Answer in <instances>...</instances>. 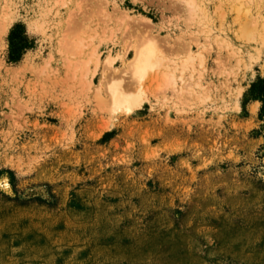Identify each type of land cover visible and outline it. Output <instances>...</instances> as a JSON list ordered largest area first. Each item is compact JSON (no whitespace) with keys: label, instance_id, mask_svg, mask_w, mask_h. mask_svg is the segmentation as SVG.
I'll list each match as a JSON object with an SVG mask.
<instances>
[{"label":"rangeland","instance_id":"obj_1","mask_svg":"<svg viewBox=\"0 0 264 264\" xmlns=\"http://www.w3.org/2000/svg\"><path fill=\"white\" fill-rule=\"evenodd\" d=\"M0 264H264V0H0Z\"/></svg>","mask_w":264,"mask_h":264},{"label":"bare ground","instance_id":"obj_2","mask_svg":"<svg viewBox=\"0 0 264 264\" xmlns=\"http://www.w3.org/2000/svg\"><path fill=\"white\" fill-rule=\"evenodd\" d=\"M190 5L193 6L194 4L190 3ZM155 43L157 42L146 40L142 45H139L137 50H135V59L131 63L132 65L130 67L132 68V75L138 81L137 83H139L138 86H142L152 72L163 66L158 48L156 47L157 45ZM118 80L119 79H117V81L116 79H113V84H110L109 88H107L112 107L115 112L124 111V113L126 112V114L133 113L142 105V100L146 91L141 87L137 91V94H131L125 91V87H122L123 83H118ZM167 83L176 85L177 82L174 78V75L173 77L172 75L171 77L170 75H167ZM129 90L130 92L132 91L131 88H129ZM133 93H136V90Z\"/></svg>","mask_w":264,"mask_h":264},{"label":"trees","instance_id":"obj_3","mask_svg":"<svg viewBox=\"0 0 264 264\" xmlns=\"http://www.w3.org/2000/svg\"><path fill=\"white\" fill-rule=\"evenodd\" d=\"M12 37V49H11V54H10V61L18 62L20 61L22 57V53L24 50V42L22 40H16V36L14 38V34L11 36Z\"/></svg>","mask_w":264,"mask_h":264}]
</instances>
